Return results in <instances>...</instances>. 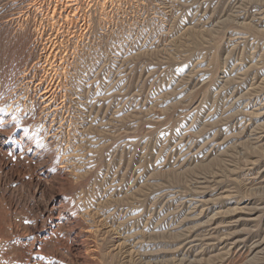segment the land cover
Masks as SVG:
<instances>
[{
	"label": "rangeland",
	"instance_id": "obj_1",
	"mask_svg": "<svg viewBox=\"0 0 264 264\" xmlns=\"http://www.w3.org/2000/svg\"><path fill=\"white\" fill-rule=\"evenodd\" d=\"M0 264H264V0H0Z\"/></svg>",
	"mask_w": 264,
	"mask_h": 264
},
{
	"label": "bare ground",
	"instance_id": "obj_2",
	"mask_svg": "<svg viewBox=\"0 0 264 264\" xmlns=\"http://www.w3.org/2000/svg\"><path fill=\"white\" fill-rule=\"evenodd\" d=\"M47 58H48V56H46L45 59H47ZM49 60H50V59H49ZM47 65H49V64H47ZM49 67H50V66H49ZM48 94H49V93L46 92V91H44V92L41 94V95L43 96V98H44L43 101H44V100L47 101V100L49 99V98H48V97H49ZM47 104H48V103H47ZM47 107H48V106H47Z\"/></svg>",
	"mask_w": 264,
	"mask_h": 264
}]
</instances>
